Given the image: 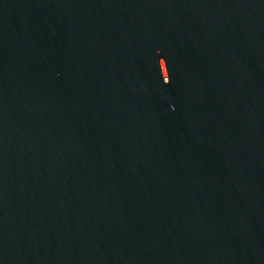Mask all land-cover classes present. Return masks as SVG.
Returning <instances> with one entry per match:
<instances>
[{
	"label": "water",
	"instance_id": "1",
	"mask_svg": "<svg viewBox=\"0 0 264 264\" xmlns=\"http://www.w3.org/2000/svg\"><path fill=\"white\" fill-rule=\"evenodd\" d=\"M204 164L211 264H264V0H178Z\"/></svg>",
	"mask_w": 264,
	"mask_h": 264
}]
</instances>
